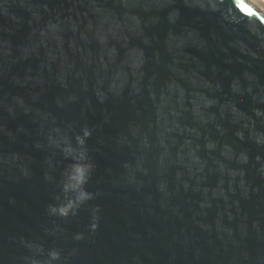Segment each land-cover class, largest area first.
Segmentation results:
<instances>
[{
    "label": "water",
    "instance_id": "95a60500",
    "mask_svg": "<svg viewBox=\"0 0 264 264\" xmlns=\"http://www.w3.org/2000/svg\"><path fill=\"white\" fill-rule=\"evenodd\" d=\"M0 264H264V14L0 0Z\"/></svg>",
    "mask_w": 264,
    "mask_h": 264
},
{
    "label": "bare ground",
    "instance_id": "6f19581e",
    "mask_svg": "<svg viewBox=\"0 0 264 264\" xmlns=\"http://www.w3.org/2000/svg\"><path fill=\"white\" fill-rule=\"evenodd\" d=\"M251 6L256 7L262 14H264V2L259 0H245Z\"/></svg>",
    "mask_w": 264,
    "mask_h": 264
},
{
    "label": "clouds",
    "instance_id": "9594fccd",
    "mask_svg": "<svg viewBox=\"0 0 264 264\" xmlns=\"http://www.w3.org/2000/svg\"><path fill=\"white\" fill-rule=\"evenodd\" d=\"M259 1H262V2H264V0H259Z\"/></svg>",
    "mask_w": 264,
    "mask_h": 264
}]
</instances>
